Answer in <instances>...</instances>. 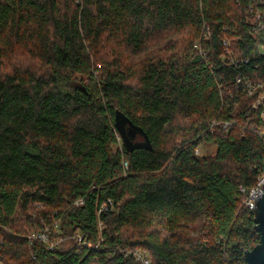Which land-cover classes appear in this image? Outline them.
<instances>
[{
	"label": "trees",
	"instance_id": "obj_1",
	"mask_svg": "<svg viewBox=\"0 0 264 264\" xmlns=\"http://www.w3.org/2000/svg\"><path fill=\"white\" fill-rule=\"evenodd\" d=\"M250 2L0 0V264H141L122 253L135 248L152 264H245L259 233L239 187L264 169ZM118 111L150 146L127 150ZM46 226L54 249L27 237Z\"/></svg>",
	"mask_w": 264,
	"mask_h": 264
},
{
	"label": "built area",
	"instance_id": "obj_2",
	"mask_svg": "<svg viewBox=\"0 0 264 264\" xmlns=\"http://www.w3.org/2000/svg\"><path fill=\"white\" fill-rule=\"evenodd\" d=\"M246 11L248 14H250L254 18V25L258 26L263 31V39H264V0H251V2L248 4ZM209 31H205L201 37H199L197 41V48L199 49V53L201 56L205 57L206 53L201 48V42L203 40H207L209 38ZM225 44V54L227 56L230 55L229 50V43L226 40L224 42ZM261 53L264 54V42L260 46ZM228 61L232 63L233 65H238L240 62L242 63H248L249 59L245 58L242 60L234 59L232 57H229ZM240 81V80H239ZM244 86L248 89V93L252 94L255 92V90L262 86V83H252V81L248 80L244 83ZM254 108L257 110H261L260 112V119L264 123V94H261L257 97V99L254 101L253 104ZM235 121H229V120H219V121H213L211 125V129L213 130L216 126H222L223 128H230L232 125H234ZM252 130L256 131L260 135L264 136V129H259L258 127L254 126ZM197 153H200L199 149L197 150ZM129 167V163L127 161H124V168L127 170ZM239 195L241 197V204L244 209L251 211L253 213V220H254V212L257 207V202L259 198L264 195V169L261 170L258 174V178L256 181V184L252 187H248L245 185H241L239 187ZM76 204L79 206L83 205L82 200L76 201ZM113 202L111 199L104 201L98 209V215L101 216L103 213H106L109 210V206H111V209H113ZM55 226H58V223L55 224ZM100 229H103L104 225L102 221L99 222ZM27 237L30 241H41L44 242L49 249H54L55 247H58L59 244L63 241V238L60 237H52V231L51 228L46 226L43 230L40 231H32L29 232ZM73 238L79 241L81 244L86 245L87 247L91 249H100L99 244L96 246H93L90 242L84 239L83 235L80 232H77L75 235H73ZM103 239L100 240V242ZM122 253H124L126 256H134L136 260L140 261L141 264H152V258L150 254L141 248H135V249H127L122 250ZM244 256V254H243ZM246 264V262L244 261Z\"/></svg>",
	"mask_w": 264,
	"mask_h": 264
},
{
	"label": "water",
	"instance_id": "obj_3",
	"mask_svg": "<svg viewBox=\"0 0 264 264\" xmlns=\"http://www.w3.org/2000/svg\"><path fill=\"white\" fill-rule=\"evenodd\" d=\"M116 124L128 151L150 146L149 137L143 129L120 111L116 114ZM138 132L144 135L143 141L135 140ZM254 213V227L259 233V242L244 252L243 259L246 264H264V195L259 198Z\"/></svg>",
	"mask_w": 264,
	"mask_h": 264
},
{
	"label": "rangeland",
	"instance_id": "obj_4",
	"mask_svg": "<svg viewBox=\"0 0 264 264\" xmlns=\"http://www.w3.org/2000/svg\"><path fill=\"white\" fill-rule=\"evenodd\" d=\"M137 141L138 140H141V139H136ZM216 150V147L215 146H212V145H209V144H204L202 147L199 148V151L200 153L203 154V152H211V151H215Z\"/></svg>",
	"mask_w": 264,
	"mask_h": 264
}]
</instances>
